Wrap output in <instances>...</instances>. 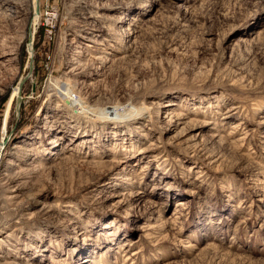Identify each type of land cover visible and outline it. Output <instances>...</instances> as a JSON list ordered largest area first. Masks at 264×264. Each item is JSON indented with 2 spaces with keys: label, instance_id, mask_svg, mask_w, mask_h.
Listing matches in <instances>:
<instances>
[{
  "label": "rangeland",
  "instance_id": "374dc122",
  "mask_svg": "<svg viewBox=\"0 0 264 264\" xmlns=\"http://www.w3.org/2000/svg\"><path fill=\"white\" fill-rule=\"evenodd\" d=\"M3 142L0 264H264V0H0Z\"/></svg>",
  "mask_w": 264,
  "mask_h": 264
},
{
  "label": "water",
  "instance_id": "95a60500",
  "mask_svg": "<svg viewBox=\"0 0 264 264\" xmlns=\"http://www.w3.org/2000/svg\"><path fill=\"white\" fill-rule=\"evenodd\" d=\"M38 12V10H37ZM32 42V32L30 33V43ZM32 46H33V43H32ZM33 67H34V64H33V59L31 57V60H30V73L32 72L33 70ZM27 79V77H23L21 78L20 80V86L22 87L23 83L25 82V80ZM21 102H22V91L20 89V92L16 98V109L18 112H20V107H21Z\"/></svg>",
  "mask_w": 264,
  "mask_h": 264
},
{
  "label": "bare ground",
  "instance_id": "6f19581e",
  "mask_svg": "<svg viewBox=\"0 0 264 264\" xmlns=\"http://www.w3.org/2000/svg\"><path fill=\"white\" fill-rule=\"evenodd\" d=\"M29 51H30V55L33 57L34 56V52H33L32 42L29 44ZM20 89L22 91V87L21 86L19 87V92H20ZM19 92H18V94H19ZM4 144H5V142L0 143V147L3 146Z\"/></svg>",
  "mask_w": 264,
  "mask_h": 264
},
{
  "label": "built area",
  "instance_id": "2783aa9c",
  "mask_svg": "<svg viewBox=\"0 0 264 264\" xmlns=\"http://www.w3.org/2000/svg\"><path fill=\"white\" fill-rule=\"evenodd\" d=\"M8 112H9V111H8ZM7 117H8V113H7V115L4 117V118H5V119H4V121L6 120V118H7ZM7 121H8V120H7ZM4 126H5V125H4ZM6 126H7V123H6ZM6 129H7V128L5 127V129L3 128V129H2V131H4V132H5V131H6ZM4 132H2V137H1V140H2V138H3V135H5V133H4ZM0 151H1V150H0Z\"/></svg>",
  "mask_w": 264,
  "mask_h": 264
}]
</instances>
